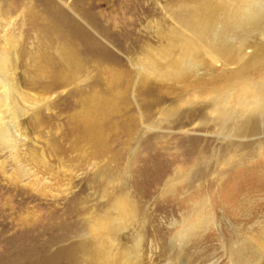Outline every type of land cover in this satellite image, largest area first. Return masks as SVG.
<instances>
[{
  "label": "rangeland",
  "instance_id": "obj_1",
  "mask_svg": "<svg viewBox=\"0 0 264 264\" xmlns=\"http://www.w3.org/2000/svg\"><path fill=\"white\" fill-rule=\"evenodd\" d=\"M20 1L0 0V55L6 51V55L14 56L16 51V85L21 86L25 95L48 92L51 97L47 102L51 103V108L47 114L58 117L47 129L27 126V159L21 162H17L8 145L2 144L0 136V264H67L66 255L59 252L60 246L78 240L87 244L90 241L87 239L89 219L93 220L105 211L121 214L124 209H128L133 217H127L133 222H130L129 236H123L132 249L124 253L121 264L127 262V257L130 264H233V247L251 235L260 244L264 264V240L256 234L261 230L260 220L264 219V153L250 161L241 158L239 150H233L230 154L240 160L233 163L235 158L230 165L226 160L228 143L255 141L260 136L242 138L243 131L240 137L236 135V128L226 131L224 125L211 122L190 121L173 126L171 123L175 118L169 112V105L184 95L181 83L159 82L149 76L147 84L159 87L152 90V97L164 99V110L156 112L153 109V117L146 121L141 118V101L133 97L131 103L136 111L126 114V120L133 126L137 123V131L122 150H112L108 156L92 159L90 144L84 143L81 149L71 151V143L63 140L64 116L60 112H66L70 104H75L77 89L94 93L106 87L107 78L102 68L97 66L96 69L93 61L80 57L78 63L86 70L76 77L73 86L63 79H56L61 70L63 78L67 75L65 63L58 56L59 50L72 48L64 42L67 34L61 41H56L52 31L73 32L79 39L80 50L97 51L101 46L122 56L117 46H113L119 36L116 31H125L130 45L141 36L156 44L155 32L158 25L162 27L156 18L162 17L175 25L170 13L165 14L175 0H31L22 4ZM32 6L36 16L29 12ZM176 8L173 6V10ZM6 39L11 43L9 46ZM123 48H128V44ZM121 52L125 54V51ZM38 55L40 57H36ZM34 63L46 64L51 70L49 76L39 77L35 90L27 84L31 79L27 78V72ZM128 64L127 68L136 73L134 94L136 84L143 74H149L150 69L144 68L142 72L143 68ZM33 69L43 70L40 66ZM205 72L198 71L196 76H206ZM97 79L101 80V86L93 89ZM45 83L48 89L43 88ZM7 87L0 74V89ZM173 87L177 93L164 92V88ZM217 96V93H211L208 98ZM104 100L105 97L102 103ZM188 106L182 104L181 111ZM20 107L31 111L37 106L20 103ZM31 113L28 112L23 121L29 120ZM99 113L104 132L107 112ZM241 121L240 118L233 120L235 124ZM111 136H108L107 144H110ZM56 145L62 146V152L68 150L67 154H60L65 163L57 161ZM199 152L208 156L205 176L200 174L201 165L200 169L193 165L198 161L195 159ZM44 162L54 165L58 174H43ZM198 162L201 164V160ZM189 169H192L190 173L187 172ZM201 198L212 226L190 239L185 235L186 230L195 224L193 209ZM117 218L120 220L122 216ZM86 225L85 232H81ZM197 235L203 239V245H196ZM60 238H66L64 244H58ZM137 245L141 251L139 259V254L133 252ZM81 260L77 263L88 264Z\"/></svg>",
  "mask_w": 264,
  "mask_h": 264
},
{
  "label": "bare ground",
  "instance_id": "obj_2",
  "mask_svg": "<svg viewBox=\"0 0 264 264\" xmlns=\"http://www.w3.org/2000/svg\"><path fill=\"white\" fill-rule=\"evenodd\" d=\"M27 1L31 0H21L20 4ZM175 1L173 6L177 7L176 10H173V6L165 10V14L170 13L171 21L175 22V25L162 17L156 18L162 25L161 28L158 25V31L155 32L156 44L141 36L130 45L128 34H125V31H116L119 36L113 41V46H117L122 56L117 55V51L114 53L109 48L101 46L97 51L80 50L79 39L73 32L52 31L56 41H61L64 34H67L64 42L72 48L59 50L58 56L65 63L67 75L63 78L61 70L56 74V79H63V82L73 86L76 83V77L86 70L84 65L78 63L80 57L93 61L95 64L93 67L102 68L107 78L106 87L99 89L103 94H100L99 90L87 94L82 89H77L74 93V97H77L75 104H70L66 112H60L64 116L63 140L71 143V151L81 149L82 144L88 143L91 145L92 159H94L95 156H108L112 150L114 152L120 148L122 150L137 131V123L133 126L131 121L126 120V114H135L136 111L131 103L133 97L141 101V118L146 121L153 117V109H156V112L164 110L162 107L164 99L160 97L154 100L152 97V90H158L159 87L147 84L151 75L159 82H170L173 85L181 83L184 95L178 96L169 105V112L175 118L171 123L173 126H181L190 121L203 124L211 122L214 125H224L226 131L236 128L238 133L236 135L240 137L243 131L245 134L242 138L260 136L255 141L228 143L229 154L226 159L230 162L228 165L232 164L235 158L233 163L240 160L234 154H230L233 150H239L241 158L250 161L264 153V0ZM29 12L32 16L37 15L33 6ZM120 41L122 43L118 44ZM5 42L8 46L11 44L9 39ZM125 44H128V48H123ZM120 50L125 51V54ZM16 54L14 51V56H8L5 51L3 55H0V74L8 86L6 89H0L2 115L0 116V136L2 144L8 145L11 153L16 155L17 162H21L27 159L25 153L29 144L27 126L36 130L47 129L55 124L58 116L47 114L51 108V103L47 102L51 97L48 92L44 90L41 94L25 95L21 86L16 85L14 81L18 65ZM128 62L132 67L143 68L142 72L144 68L150 69L149 74L146 76L143 74L136 84L134 94L132 89L136 73L127 68ZM55 65L59 66L57 63ZM37 66L42 67L43 70L33 69ZM201 70L206 71L207 75L196 76V73ZM137 73L140 74L139 71ZM50 74L48 65L34 63L27 72V78H31L27 84L35 90L39 77H47ZM45 84L43 88L48 89V84ZM100 86L101 80L97 79L92 88L98 89ZM164 89L165 93H177L175 87ZM190 91L192 94L189 93ZM211 93H217L218 96L209 99ZM198 96H205V98H198ZM104 97L105 100L102 103ZM20 103L37 107L27 111L20 107ZM182 104L189 105V108L181 111ZM84 110L89 113L85 114ZM101 111L107 112V125L104 132H102V119L99 113ZM28 112H32L31 118L23 121L28 117ZM212 114L215 115L214 118L210 117ZM177 117L178 119L182 117V120L178 122ZM238 118L242 121L235 124L233 120ZM108 136H111L110 144L106 143ZM61 147L56 145L57 161L65 163L60 154H67L68 150L62 152ZM198 156L195 160H201V164L194 161V168L200 169L201 165L203 168L199 170L200 174L205 176L208 156L202 152H199ZM182 169L184 170V167ZM191 171L187 170L189 173ZM48 172L54 176L58 174L54 165L44 162L42 173L46 175ZM192 173L195 175L197 171ZM199 201L193 209L195 224L189 226L185 234L190 239L212 226L205 215L206 206L202 205V198ZM118 216H122L123 220L120 221ZM129 216L133 218L131 212L124 209L121 214L105 211L103 215H98L93 220L89 219L90 228L87 239L90 241L86 244L78 240L71 245L60 246L59 252L66 255L67 264H79L78 259L88 264H121L124 253L132 249L123 239L124 235L129 236L130 222H133V219L127 220ZM87 226L81 228V232H85ZM259 226L261 230L256 234L264 240V219L260 220ZM159 232L155 234V237ZM253 236L247 237L240 245L233 247L231 253L233 264H262L260 244ZM64 241L66 238H60L57 242L64 244ZM195 241L196 245H203L200 235H197ZM115 243H117L116 247ZM42 250L44 251V248ZM133 252L141 253L140 246H135ZM58 255L60 256L59 253ZM140 257L139 254L137 258ZM127 258L125 264H130V259Z\"/></svg>",
  "mask_w": 264,
  "mask_h": 264
}]
</instances>
